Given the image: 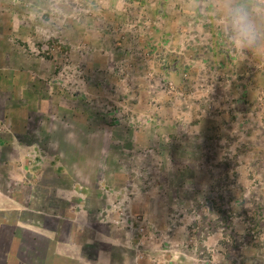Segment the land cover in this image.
<instances>
[{
    "label": "rangeland",
    "instance_id": "obj_1",
    "mask_svg": "<svg viewBox=\"0 0 264 264\" xmlns=\"http://www.w3.org/2000/svg\"><path fill=\"white\" fill-rule=\"evenodd\" d=\"M219 5L0 0L22 264H264V54L225 44Z\"/></svg>",
    "mask_w": 264,
    "mask_h": 264
},
{
    "label": "clouds",
    "instance_id": "obj_2",
    "mask_svg": "<svg viewBox=\"0 0 264 264\" xmlns=\"http://www.w3.org/2000/svg\"><path fill=\"white\" fill-rule=\"evenodd\" d=\"M225 44L234 51L264 54V4L259 0H220Z\"/></svg>",
    "mask_w": 264,
    "mask_h": 264
},
{
    "label": "crops",
    "instance_id": "obj_3",
    "mask_svg": "<svg viewBox=\"0 0 264 264\" xmlns=\"http://www.w3.org/2000/svg\"><path fill=\"white\" fill-rule=\"evenodd\" d=\"M10 82L14 83V80ZM2 219H3V215L0 216V264H22V261H20L18 248H16V245L20 246L21 238L15 237L14 239L13 238L10 239L8 236L11 234L12 231V230L11 231L8 230V227L13 226L12 224H16V223L15 222L11 223V221L5 220V218L3 220ZM6 225H8V227ZM13 232L14 231H12V233ZM15 234L16 233H13L12 235L15 236ZM57 250H58V244H55L54 249L52 250L50 244L48 243L44 258L48 257L49 259L51 258L54 261L55 260L59 261L61 255L57 252ZM41 252L43 254L44 249H42Z\"/></svg>",
    "mask_w": 264,
    "mask_h": 264
}]
</instances>
